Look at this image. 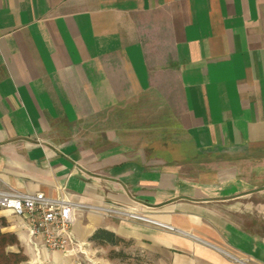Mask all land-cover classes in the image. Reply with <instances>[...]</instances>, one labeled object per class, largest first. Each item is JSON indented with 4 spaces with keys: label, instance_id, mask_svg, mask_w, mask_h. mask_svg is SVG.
Segmentation results:
<instances>
[{
    "label": "crops",
    "instance_id": "obj_1",
    "mask_svg": "<svg viewBox=\"0 0 264 264\" xmlns=\"http://www.w3.org/2000/svg\"><path fill=\"white\" fill-rule=\"evenodd\" d=\"M0 189L174 227L80 209L77 243L264 264V0H0Z\"/></svg>",
    "mask_w": 264,
    "mask_h": 264
},
{
    "label": "built area",
    "instance_id": "obj_2",
    "mask_svg": "<svg viewBox=\"0 0 264 264\" xmlns=\"http://www.w3.org/2000/svg\"><path fill=\"white\" fill-rule=\"evenodd\" d=\"M63 188H61L62 190ZM0 208L24 221L29 239L47 250L72 252L78 243L74 222L80 209H97L103 214L125 220H139L173 230L174 227L152 219L137 208L115 204L96 206L75 202L68 197H52L43 191L36 193L0 189Z\"/></svg>",
    "mask_w": 264,
    "mask_h": 264
},
{
    "label": "rangeland",
    "instance_id": "obj_3",
    "mask_svg": "<svg viewBox=\"0 0 264 264\" xmlns=\"http://www.w3.org/2000/svg\"><path fill=\"white\" fill-rule=\"evenodd\" d=\"M5 212L0 208V264H158V259L149 253L145 247L135 242H125L118 246H101L98 243L78 242L72 252H60L61 258H54L51 251L41 244L29 241L27 248L21 243L17 233L9 231ZM17 219V218H16ZM17 240V244H12ZM122 252V257H112Z\"/></svg>",
    "mask_w": 264,
    "mask_h": 264
},
{
    "label": "trees",
    "instance_id": "obj_4",
    "mask_svg": "<svg viewBox=\"0 0 264 264\" xmlns=\"http://www.w3.org/2000/svg\"><path fill=\"white\" fill-rule=\"evenodd\" d=\"M91 240L98 243L101 246H108V245L118 246L121 243L130 242L118 236L114 232L103 229V228L98 229L92 236ZM17 243H18L17 240H15L10 245L17 244ZM113 253H116V254L112 257H117V256L122 257L124 255L122 252H115V250H113Z\"/></svg>",
    "mask_w": 264,
    "mask_h": 264
}]
</instances>
